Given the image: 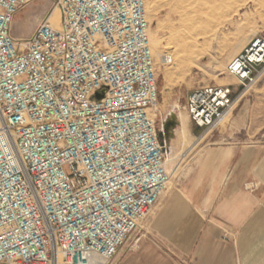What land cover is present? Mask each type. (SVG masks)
<instances>
[{
	"label": "built area",
	"instance_id": "built-area-1",
	"mask_svg": "<svg viewBox=\"0 0 264 264\" xmlns=\"http://www.w3.org/2000/svg\"><path fill=\"white\" fill-rule=\"evenodd\" d=\"M35 1L0 0V264H112L174 178L147 0H53L59 25L51 14L15 37ZM227 73L239 92L206 85L187 98L204 134L264 74V36Z\"/></svg>",
	"mask_w": 264,
	"mask_h": 264
},
{
	"label": "crops",
	"instance_id": "crops-1",
	"mask_svg": "<svg viewBox=\"0 0 264 264\" xmlns=\"http://www.w3.org/2000/svg\"><path fill=\"white\" fill-rule=\"evenodd\" d=\"M250 117L245 102L232 124L196 143L189 165L112 264H264V141ZM192 132L203 129L194 124Z\"/></svg>",
	"mask_w": 264,
	"mask_h": 264
},
{
	"label": "rangeland",
	"instance_id": "rangeland-1",
	"mask_svg": "<svg viewBox=\"0 0 264 264\" xmlns=\"http://www.w3.org/2000/svg\"><path fill=\"white\" fill-rule=\"evenodd\" d=\"M147 6L160 92L158 129L173 148L168 169L174 171L175 178L189 165L196 143L207 141L206 134L195 137L192 132L194 124L184 108L187 98L192 90L206 85L231 84L236 93L240 91L239 81L227 73V65L253 37L264 36V0H147ZM54 7L53 0H36L22 8L14 17L13 35L30 37L40 22L55 12ZM222 15L223 19L217 20ZM195 46L205 48L204 52L191 55ZM171 54L173 62H162L163 55ZM245 102L251 110L249 124L259 131L256 139L264 141V74L212 132L232 124ZM179 113L186 117L187 130L180 129ZM170 132L174 134L171 142ZM237 135L243 138V133Z\"/></svg>",
	"mask_w": 264,
	"mask_h": 264
},
{
	"label": "bare ground",
	"instance_id": "bare-ground-1",
	"mask_svg": "<svg viewBox=\"0 0 264 264\" xmlns=\"http://www.w3.org/2000/svg\"><path fill=\"white\" fill-rule=\"evenodd\" d=\"M56 9H58V8H56ZM224 16L225 15H222V16L218 17L217 20H222ZM52 20H54L53 22L55 23V25H59V23H60V14H59V11H55L54 13H52ZM151 39H152V37H151ZM191 49H192L191 50V55L201 54L205 50V48H200V47H197V46H195L194 48H191ZM165 56L171 57L172 62L174 61L173 55L171 54V55H163L162 62L167 63V62H165V59H164ZM165 127L166 126L164 125V129H165Z\"/></svg>",
	"mask_w": 264,
	"mask_h": 264
},
{
	"label": "water",
	"instance_id": "water-1",
	"mask_svg": "<svg viewBox=\"0 0 264 264\" xmlns=\"http://www.w3.org/2000/svg\"><path fill=\"white\" fill-rule=\"evenodd\" d=\"M166 131H168V129H165ZM161 135V137L163 138V135H162V133L160 134Z\"/></svg>",
	"mask_w": 264,
	"mask_h": 264
}]
</instances>
